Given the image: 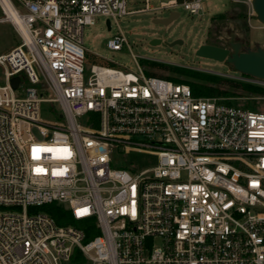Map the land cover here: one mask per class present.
Listing matches in <instances>:
<instances>
[{"label": "built area", "instance_id": "obj_1", "mask_svg": "<svg viewBox=\"0 0 264 264\" xmlns=\"http://www.w3.org/2000/svg\"><path fill=\"white\" fill-rule=\"evenodd\" d=\"M9 1L22 28L0 52V264H264V110L195 96L133 54L136 71L86 67L97 16L195 14L201 0Z\"/></svg>", "mask_w": 264, "mask_h": 264}, {"label": "rangeland", "instance_id": "obj_2", "mask_svg": "<svg viewBox=\"0 0 264 264\" xmlns=\"http://www.w3.org/2000/svg\"><path fill=\"white\" fill-rule=\"evenodd\" d=\"M158 2L159 0H151L153 5H158ZM143 6V0H127L126 10ZM174 11L179 15L168 25L152 23V19L156 16H167L170 10L124 14L117 16L116 21L108 16L111 22L109 28L106 25L107 17L97 16L93 24L85 25L83 28V45L87 50L86 67L89 68L91 64H101L136 71L137 64L132 57L133 54L145 74L150 72L158 76L169 74L184 80L198 81L190 75L161 69L162 66H167L220 79V82L215 83L220 89L233 90L227 80L264 87V80L240 74L225 61L219 62L195 54L200 44L226 46L229 40L241 42L242 49L255 48L257 45L264 47V24L256 19L251 8V0H201V9L198 13H189L182 6L176 7ZM220 14H225L226 19L220 20L217 17ZM120 31L127 44L124 43L119 50L109 49L106 46L107 40ZM153 38H159L160 43L151 44ZM177 38L182 39V44H168ZM19 41L15 24L7 20L0 22V52L7 51ZM44 96L50 97L52 94L48 93ZM228 97H231L227 99L230 103L264 110V96L241 93L239 96ZM53 108L59 110L56 103H53ZM39 119L49 122L56 119L50 103L40 104ZM143 159L144 166L154 163L153 158L144 156Z\"/></svg>", "mask_w": 264, "mask_h": 264}, {"label": "water", "instance_id": "obj_3", "mask_svg": "<svg viewBox=\"0 0 264 264\" xmlns=\"http://www.w3.org/2000/svg\"><path fill=\"white\" fill-rule=\"evenodd\" d=\"M251 8L256 19L264 24V0H251ZM177 11H170L167 16L154 17L152 23L168 25L171 21L178 17ZM106 25L109 28V20H106ZM159 38H153L150 43H160ZM182 39L177 38L169 45L182 44ZM195 54L197 56L212 59L215 61L230 64L234 70L240 74L255 77L264 80V47L257 45L255 48L246 47L242 49V44L239 41L229 40L226 46H218L210 43L200 44ZM19 76L11 78L10 83L13 88L18 84Z\"/></svg>", "mask_w": 264, "mask_h": 264}, {"label": "trees", "instance_id": "obj_4", "mask_svg": "<svg viewBox=\"0 0 264 264\" xmlns=\"http://www.w3.org/2000/svg\"><path fill=\"white\" fill-rule=\"evenodd\" d=\"M217 17L220 20H225L227 16L225 14H220ZM161 69L171 70L178 74L190 75L191 77L196 78L198 81H189V80L180 79L177 76H171L169 74H160L161 76L171 79L175 82H185L189 84L192 93L195 96H239V94L241 93H251L254 95L264 96V87L261 86L227 80L226 82L233 88V90L234 89L237 90L239 92L238 93L237 91H233V90L231 91L230 89L218 88L215 85V83L220 82V79L218 80L216 78L201 73L189 72L176 67H167V66H162ZM149 74L155 75L154 73L151 72ZM42 207L45 210H47L51 215H53L60 224L70 220L69 212L63 209L61 206H57L54 203H52V204L44 205Z\"/></svg>", "mask_w": 264, "mask_h": 264}, {"label": "bare ground", "instance_id": "obj_5", "mask_svg": "<svg viewBox=\"0 0 264 264\" xmlns=\"http://www.w3.org/2000/svg\"><path fill=\"white\" fill-rule=\"evenodd\" d=\"M2 5L6 12L7 20L13 24H15L19 29H21V23L19 20V16L17 15L16 11L14 10L11 2L9 0H2ZM22 35L26 36L24 31H21Z\"/></svg>", "mask_w": 264, "mask_h": 264}]
</instances>
